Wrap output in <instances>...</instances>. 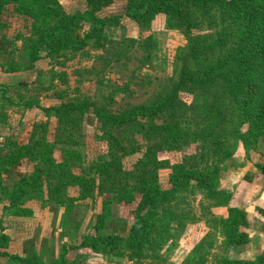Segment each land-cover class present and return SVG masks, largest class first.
I'll use <instances>...</instances> for the list:
<instances>
[{
  "label": "rangeland",
  "instance_id": "obj_1",
  "mask_svg": "<svg viewBox=\"0 0 264 264\" xmlns=\"http://www.w3.org/2000/svg\"><path fill=\"white\" fill-rule=\"evenodd\" d=\"M127 3L113 0L98 14H123ZM90 6L89 0H6L0 12V233L9 236L0 251L35 255L43 264H220L224 257L262 254L248 243L226 242L218 220L227 216L228 205H215L194 185L139 213L148 223L134 248L114 242L71 247L87 234L127 235L136 223L139 194L126 201L119 191L142 179L170 188L171 176L182 168L219 167L220 186L234 194L230 204L251 209L264 198L256 166L264 161V141L250 139L245 149L240 133L248 124L222 84L181 80L184 68L203 76L212 62L235 52L238 25L217 9L191 11L189 23L186 14L165 13L141 21L123 16L108 26L82 21L73 31L77 46L58 52L44 47L30 61L32 45L58 18ZM168 98L170 105L155 113L137 109ZM31 99L42 107L86 99L115 114L137 109L133 123L116 129L133 151L124 155L111 145L93 109L75 123L36 103L27 106ZM104 161L111 165L100 173L95 166ZM59 166L66 170L62 183L47 177ZM37 174L41 184L27 187L10 206L7 192ZM80 182L90 184L91 195H82ZM103 210L108 216L98 232L93 225ZM252 225L256 243L261 227L256 220ZM0 264L28 263L2 256Z\"/></svg>",
  "mask_w": 264,
  "mask_h": 264
},
{
  "label": "trees",
  "instance_id": "obj_2",
  "mask_svg": "<svg viewBox=\"0 0 264 264\" xmlns=\"http://www.w3.org/2000/svg\"><path fill=\"white\" fill-rule=\"evenodd\" d=\"M89 1L91 6L88 9L58 18L53 30L41 42L32 45L30 51L31 62H35L40 58L39 51L44 47L48 48L51 52H58L77 46L73 31L82 21H91L100 26H108L119 24L123 16H127L134 21H141L152 19L158 13H165L176 16H184L186 14L189 23L191 11H201L205 15L211 9H217L223 15H228L230 20H233L238 25V49L212 62L201 73L203 76L184 68L181 80L189 79L193 83L210 82L222 84L225 87V92L234 101L240 111L242 121L248 124V129L240 133L245 149H250L248 142L250 139L254 138L264 141V0H128L123 14L109 16H100L98 12L103 7L112 3L113 0ZM5 2L6 0H0V12L3 10ZM2 91L4 92V96H6V91ZM170 102L171 98H168L156 105H140L137 109L138 111L143 110V114L155 113L156 109H160L162 106H169ZM34 103L40 106L36 99L26 102L27 106H32ZM40 108L44 109L47 114L53 112L54 115L63 121L67 120L75 123H78L89 109H93L111 145L117 146L124 155L133 151L122 143V140L116 134V129L124 124L133 123L137 109L115 114L107 111L104 105H98L86 99L79 102L70 101L62 103L59 106H40ZM74 127L75 125L69 128ZM152 161L153 158L151 159V163ZM110 165L109 161H104L97 163L95 167H97L98 172L104 173L108 171L107 168ZM256 166L259 168L261 177L264 179V161L257 163ZM62 169L59 166L60 172L49 173L47 177L57 178L62 183L66 172V170L62 171ZM116 169L120 173L122 172L120 164L116 166ZM220 175L221 169L219 167L203 171L182 168L171 176L170 188H158V186L151 185L147 179H142L139 186L131 187V190L122 188L118 193L119 195H117L119 199L131 201L135 198L136 192L139 194L138 203L135 208L137 212L136 223L131 227L130 232L127 235L87 234L78 245H71V247L92 246L93 248H98L106 242H114L134 248L140 238L144 239L148 223L139 213L151 204L169 200L177 189L190 185H194L208 199L215 201V205H228L227 216L218 220L220 229L226 237V242L232 246L247 244L251 241L247 208L230 204L234 194L230 189L220 186ZM40 178V174H37L31 181L27 180V186L14 187L11 192H7L10 206L22 198L27 191V187H38L41 184ZM80 183L82 195H91L90 184L88 182L87 184L84 182ZM0 184H2L1 170ZM62 187L60 186V189ZM50 191L54 190L51 189ZM254 210L264 215V204L254 206ZM107 216L106 210L97 215L95 224L93 225L96 231L99 232L103 228ZM8 242L9 236L5 233H0V248H6ZM2 256H8L28 264H43L35 255L25 258L2 250L0 251V258ZM65 261V259L57 260L53 264H64ZM220 264H264V252L253 259L224 257Z\"/></svg>",
  "mask_w": 264,
  "mask_h": 264
},
{
  "label": "crops",
  "instance_id": "obj_3",
  "mask_svg": "<svg viewBox=\"0 0 264 264\" xmlns=\"http://www.w3.org/2000/svg\"><path fill=\"white\" fill-rule=\"evenodd\" d=\"M263 204H264V198H263L262 202L254 204V206L263 205ZM234 205H238V204L236 203ZM238 206H240V205H238ZM247 211H248L247 212V218H248V221H249V231H250V236H251V241L247 244V247L250 248V249H256V250L260 249L261 250V251L259 250L260 253H263L264 252V215L259 214L258 212H256L254 210V207L251 208V209L247 208ZM252 220L259 221V225L261 227L260 229L256 230V233H259V235H261L259 237L260 238L259 241L256 242V243H254L255 232H254V229H253Z\"/></svg>",
  "mask_w": 264,
  "mask_h": 264
}]
</instances>
